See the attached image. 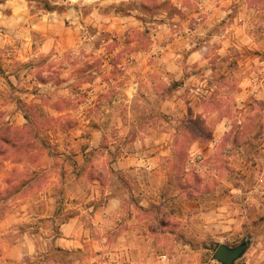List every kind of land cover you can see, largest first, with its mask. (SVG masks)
I'll use <instances>...</instances> for the list:
<instances>
[{"label": "crops", "instance_id": "obj_1", "mask_svg": "<svg viewBox=\"0 0 264 264\" xmlns=\"http://www.w3.org/2000/svg\"><path fill=\"white\" fill-rule=\"evenodd\" d=\"M113 1L118 4L124 0ZM79 2L0 0V47L16 49L19 58L26 61L50 52H76L81 46L96 45L82 37ZM243 4L246 8L245 0ZM192 14L198 17L201 12ZM218 14L221 11L215 1L205 19L201 15L193 28L187 29L191 33L185 38L169 41L159 47L160 53L131 56L127 61L128 88L121 86L122 97L111 107L100 105L101 111H123L120 101L124 94L132 101L147 88L145 94L150 90L159 96L157 110L167 115L165 119L123 115L92 119L86 113L92 105L85 102L68 107L76 118L62 121L65 132L52 122V128L42 134L45 150L34 147L0 153V264H199L204 249L191 246L187 230L177 228L175 221L181 226L186 222L189 233L193 231L201 240L207 233L214 236L221 227L231 228L228 223L239 219L231 202L204 207L201 178L207 167L201 164L212 155L225 124L216 123L209 136L203 133L209 131L205 119L200 120L203 130L190 129L197 115L203 117L205 110L217 109L212 101H201L219 90L217 84L207 85V81L228 74L221 69L226 59L224 48L212 66L209 46L198 45V36L190 39L195 33L210 31ZM118 16L131 17L132 11ZM189 22L181 27L186 28ZM235 27L241 30L246 26ZM98 45L100 52L105 45ZM76 58H84L79 63L87 59ZM108 58H101L104 70L111 66ZM92 62L91 58L89 65ZM101 72L94 74L100 77ZM46 108L57 112L42 106ZM126 111L131 112V108ZM176 112L184 118L169 117ZM6 123L24 129L28 120L19 109ZM252 238L249 232L235 245L218 243L212 256L219 245L232 248L246 244L233 261L237 264Z\"/></svg>", "mask_w": 264, "mask_h": 264}, {"label": "rangeland", "instance_id": "obj_2", "mask_svg": "<svg viewBox=\"0 0 264 264\" xmlns=\"http://www.w3.org/2000/svg\"><path fill=\"white\" fill-rule=\"evenodd\" d=\"M215 1L221 14L214 17V27L198 35L195 33L190 39L198 36V45L209 46L208 54L214 58L212 66L222 54L220 48H224L223 58L226 59H223L221 69L229 75L207 81V85L217 84L219 90L199 99L212 101L217 109L205 110L203 117L197 115L190 129L200 132L203 130L200 120L205 119V128L209 131L203 133L209 136L216 123L225 124L212 155L201 164L207 167L201 178L205 186L204 207L210 209L216 202L220 205L231 202L230 206L237 208L233 211L239 219L228 223L231 228L221 227L214 236L207 233L201 240L195 238L193 231L189 233L186 222L181 226L175 221V226L187 230L188 240L192 239L191 246L204 249L199 255V264H219L212 256L217 244L235 245L249 232L253 237L250 246L236 262L264 264V0H245L246 8L243 7L244 0H124L118 4L113 0H80L77 18L83 25L82 37L96 45L81 46L76 52H50L26 61L19 58L16 49L0 47V82L4 88H0V123H3L0 136L9 137L11 142L24 140L31 147L39 142L40 148L45 150L42 134L52 128L53 121L65 132L67 127L62 121L76 118L72 117L75 111H68V107L85 102L92 105L86 112L92 119L122 115L123 118L165 119L167 115L157 110L159 96L150 90L145 94L147 88L132 101L130 95L124 94L120 101L124 105L123 111L110 108L107 112L101 111L100 105L111 107L116 98L119 101L122 97L121 86L125 90L128 88L130 63L127 61L131 56L160 53L159 47L173 39L185 38L191 33L187 29L193 28L201 15L205 19ZM131 11V17L118 16ZM194 12L201 14L194 17ZM189 19L186 28H182L181 24ZM244 24L245 29L235 30L238 28L235 25ZM98 44L105 45L100 52L97 51ZM60 54L62 57L57 59ZM105 55L110 58L111 66L104 70L101 58ZM80 56L87 58L85 63H79L84 60L76 58ZM91 58L94 62L89 65ZM100 69L102 75L99 77L94 72ZM83 83L88 85L83 88ZM163 90L166 88L161 90L162 94ZM9 105H12L10 109ZM42 106L57 112L43 110ZM128 108L131 112L126 111ZM19 109L29 121L25 132L6 123ZM169 117L184 118L181 112ZM2 148L0 141V150Z\"/></svg>", "mask_w": 264, "mask_h": 264}, {"label": "water", "instance_id": "obj_3", "mask_svg": "<svg viewBox=\"0 0 264 264\" xmlns=\"http://www.w3.org/2000/svg\"><path fill=\"white\" fill-rule=\"evenodd\" d=\"M246 244H239L235 247L219 245L214 253V258L221 264H233V261L241 256L246 248Z\"/></svg>", "mask_w": 264, "mask_h": 264}, {"label": "trees", "instance_id": "obj_4", "mask_svg": "<svg viewBox=\"0 0 264 264\" xmlns=\"http://www.w3.org/2000/svg\"><path fill=\"white\" fill-rule=\"evenodd\" d=\"M45 6L48 7L47 4H45ZM122 15H123V13H122ZM28 125H29V121H28ZM28 125L24 129H19V128H13V129L18 130L20 132H25V129L28 128ZM22 139H24V138L22 137ZM0 141L3 144V148L0 150L1 154H7L8 152H11L12 150H16V151H19L22 149L23 150H29V149L34 148V147H41V143H39V142L34 147L28 146L29 145L28 142L21 140V139H20L21 143H18L16 141L11 142V140H9V137H6V136H0Z\"/></svg>", "mask_w": 264, "mask_h": 264}]
</instances>
